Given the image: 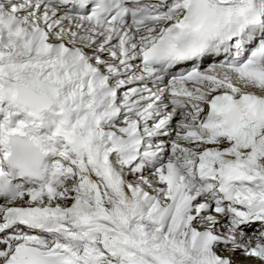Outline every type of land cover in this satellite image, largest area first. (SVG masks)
I'll return each mask as SVG.
<instances>
[{
  "label": "snow or ice",
  "instance_id": "1",
  "mask_svg": "<svg viewBox=\"0 0 264 264\" xmlns=\"http://www.w3.org/2000/svg\"><path fill=\"white\" fill-rule=\"evenodd\" d=\"M5 133L0 264H264V0H0Z\"/></svg>",
  "mask_w": 264,
  "mask_h": 264
},
{
  "label": "clouds",
  "instance_id": "2",
  "mask_svg": "<svg viewBox=\"0 0 264 264\" xmlns=\"http://www.w3.org/2000/svg\"><path fill=\"white\" fill-rule=\"evenodd\" d=\"M4 148L0 150V175L9 172L42 176L49 165L47 141L35 134L9 136L5 133ZM8 153L3 160V152Z\"/></svg>",
  "mask_w": 264,
  "mask_h": 264
},
{
  "label": "bare ground",
  "instance_id": "3",
  "mask_svg": "<svg viewBox=\"0 0 264 264\" xmlns=\"http://www.w3.org/2000/svg\"><path fill=\"white\" fill-rule=\"evenodd\" d=\"M217 251H218L220 254L224 255V256L233 255L232 253H230V252H226V251H223V250L220 249V248H218ZM233 258H234V259H238V260H242V259H243V257L240 255L239 252L235 253V254L233 255ZM250 264H258V262L255 261V260H253V261H250Z\"/></svg>",
  "mask_w": 264,
  "mask_h": 264
}]
</instances>
